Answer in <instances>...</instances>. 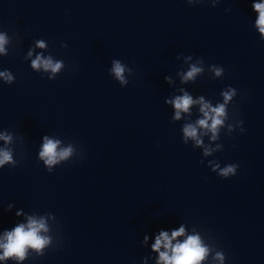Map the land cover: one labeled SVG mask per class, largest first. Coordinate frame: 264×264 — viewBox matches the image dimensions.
I'll return each instance as SVG.
<instances>
[{
    "label": "clouds",
    "instance_id": "9594fccd",
    "mask_svg": "<svg viewBox=\"0 0 264 264\" xmlns=\"http://www.w3.org/2000/svg\"><path fill=\"white\" fill-rule=\"evenodd\" d=\"M205 0H187L188 5L200 4ZM220 0H213V6L219 3ZM255 11L259 13V18L256 21V25L259 28L261 34V40L264 41V3H256L253 5ZM7 34L0 33V53L5 56L8 55L4 45L7 43ZM38 48H45L43 41L37 42ZM62 48H66V44H61ZM28 57L33 55V50L28 51ZM179 59V57H177ZM185 60H191L192 56L188 55L184 57ZM204 59L201 57L197 63L190 65L189 70L182 75V82L192 81L196 82V77L204 71L202 67ZM31 69L40 72L42 69L44 72H51L53 75L48 76L49 80H54L57 73L65 67L63 60H53L52 56L45 57L42 54H37L34 59L31 60ZM126 66L120 60L112 61L111 72L114 73L116 80L120 82L121 87L128 85L129 80L125 78ZM129 74H132L133 69L127 68ZM211 71L214 72L216 77L224 75V68L218 65H211ZM0 78L3 79V83L12 85L15 82V76L10 70L0 71ZM169 83L171 78L165 76L164 78ZM183 91V95H177L173 99L166 100V104H170L174 107L175 112L172 117V121H180L182 114L191 116L190 109L193 105L199 106V113L201 118H197L194 123H185L182 125V142L187 145L189 139L195 142L196 147H203V155L209 156L213 151L219 149L221 146L217 145V149H213L204 145L202 136L211 133L210 139L215 141L219 138V132L221 126H226L229 133L232 132L234 125L227 124L228 119L227 105L230 101L237 96V89L229 86L227 90L222 91L223 103H218L215 106L210 101H206L203 96L198 99H193L187 91ZM235 126H239L240 132H244L243 121L238 120ZM203 130V131H201ZM0 140L4 141L5 147L0 148V169L5 166L15 168L18 166L19 161L15 158V148L9 147L13 143V137L11 134H0ZM60 140L50 139L47 135L43 137L42 146L38 152L37 159L42 162L43 166L49 173L54 171V165H61L62 162L67 163L74 155V148L70 145L68 147L61 148ZM204 161L202 160L201 163ZM209 165L213 172L221 178L228 179L237 174L238 164H229L223 168H220L219 164H212L209 161ZM218 170V171H217ZM14 207L13 204H9L7 211H11ZM19 215V213H17ZM48 229L43 219L37 220L33 217L28 218L27 224H19L12 231L5 232L3 238H0V249L3 254L0 255V260L14 259L17 261H23L28 255V249L35 250L36 257H42L45 255L44 249L51 244V238L41 235V232H47ZM185 235V228L181 226L178 230L171 231V235L166 230L161 229L158 235H155V242L151 244V250L159 254L156 264H201L209 256L211 249L206 245L199 234L187 235L183 241L178 240V237ZM149 236L144 235L142 244L147 245ZM175 241V243H173ZM163 249V250H161ZM214 259L223 264L224 255L221 252H216Z\"/></svg>",
    "mask_w": 264,
    "mask_h": 264
}]
</instances>
